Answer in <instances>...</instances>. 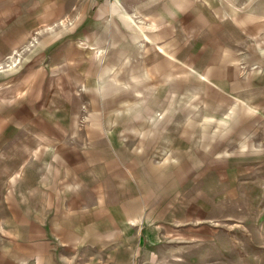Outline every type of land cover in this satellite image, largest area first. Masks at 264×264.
<instances>
[{
  "label": "rangeland",
  "instance_id": "374dc122",
  "mask_svg": "<svg viewBox=\"0 0 264 264\" xmlns=\"http://www.w3.org/2000/svg\"><path fill=\"white\" fill-rule=\"evenodd\" d=\"M117 4L0 0V264H264V0Z\"/></svg>",
  "mask_w": 264,
  "mask_h": 264
},
{
  "label": "bare ground",
  "instance_id": "6f19581e",
  "mask_svg": "<svg viewBox=\"0 0 264 264\" xmlns=\"http://www.w3.org/2000/svg\"><path fill=\"white\" fill-rule=\"evenodd\" d=\"M117 1V0H116ZM118 2V5H119V7H121L122 8V10H124V12H125V7L123 6V4L121 3V1H117ZM126 13V12H125ZM130 20H132V21H134L133 20V16L131 15V14H125ZM147 38H149V36L147 37ZM163 48L164 47H162L161 49L163 50Z\"/></svg>",
  "mask_w": 264,
  "mask_h": 264
},
{
  "label": "crops",
  "instance_id": "0c3cea01",
  "mask_svg": "<svg viewBox=\"0 0 264 264\" xmlns=\"http://www.w3.org/2000/svg\"><path fill=\"white\" fill-rule=\"evenodd\" d=\"M120 1H121V3H122V4H123V6H124V1H125V0H120ZM117 3H118V2H117ZM124 7H125V6H124ZM117 8L122 10V8H121V7H119V5H118V4H117ZM122 11H124V10H122ZM125 12H126V7H125ZM125 12H124V15L126 14ZM127 14H128V13H127ZM125 16H126V15H125ZM126 17H127V16H126ZM127 18H128V17H127Z\"/></svg>",
  "mask_w": 264,
  "mask_h": 264
},
{
  "label": "built area",
  "instance_id": "2783aa9c",
  "mask_svg": "<svg viewBox=\"0 0 264 264\" xmlns=\"http://www.w3.org/2000/svg\"><path fill=\"white\" fill-rule=\"evenodd\" d=\"M116 1V0H115ZM117 1H120V0H117Z\"/></svg>",
  "mask_w": 264,
  "mask_h": 264
}]
</instances>
